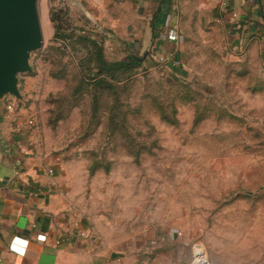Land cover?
<instances>
[{"label":"rangeland","instance_id":"374dc122","mask_svg":"<svg viewBox=\"0 0 264 264\" xmlns=\"http://www.w3.org/2000/svg\"><path fill=\"white\" fill-rule=\"evenodd\" d=\"M52 8L66 10L76 35L97 36L108 61L141 63L116 95L99 92L95 106L92 90L77 89L78 63L92 65L75 38L66 50L53 41ZM37 11L44 41L31 72L18 76L22 100L0 101L10 129L13 100L53 154L97 165L116 184L117 208L136 207L141 219L177 231L172 262L188 264L200 244L209 264H264V68L229 56L214 25L179 26L181 54L160 65L133 36L144 28L122 23L131 10H109L102 21L83 0H37Z\"/></svg>","mask_w":264,"mask_h":264},{"label":"crops","instance_id":"0c3cea01","mask_svg":"<svg viewBox=\"0 0 264 264\" xmlns=\"http://www.w3.org/2000/svg\"><path fill=\"white\" fill-rule=\"evenodd\" d=\"M83 3L102 21L109 10H131L130 17H120L122 23L131 21L134 30L141 25L143 33L133 36L152 46L156 56L172 50L171 29L206 24L221 28L229 56L252 58L264 68V0ZM114 31L121 36L126 29L116 26ZM8 121L0 103V139L6 144V154L0 157V264H178L167 255L176 230L141 219L136 207L117 208L116 184L109 185L101 174L89 175L83 161H63L52 153L55 148L40 140L42 133H20L10 129ZM79 232L86 236L80 238ZM25 244V253L17 254Z\"/></svg>","mask_w":264,"mask_h":264},{"label":"water","instance_id":"95a60500","mask_svg":"<svg viewBox=\"0 0 264 264\" xmlns=\"http://www.w3.org/2000/svg\"><path fill=\"white\" fill-rule=\"evenodd\" d=\"M43 41L37 0H0V101L22 100L18 76L31 72L30 55ZM5 154L6 144L0 139V157Z\"/></svg>","mask_w":264,"mask_h":264},{"label":"trees","instance_id":"16d2710c","mask_svg":"<svg viewBox=\"0 0 264 264\" xmlns=\"http://www.w3.org/2000/svg\"><path fill=\"white\" fill-rule=\"evenodd\" d=\"M160 9H157L153 14V20L156 19ZM67 12L65 9H50L49 19L53 28V41L61 43L65 50L72 44V39L75 38L77 42L83 44L86 49V62L92 65V68L85 70L82 64L83 60L78 63L79 70V86L82 88H89L94 92L93 105H97V95L99 92L116 95V89L119 84L126 81L130 74L141 66V63L134 57L126 61H108L105 57L103 42L97 39V36L90 33L83 35H76L68 20L65 18ZM154 30V28H153ZM157 37L153 34V39ZM50 124H54L52 121ZM138 157V154L136 155ZM89 175H94L99 170L97 165H87Z\"/></svg>","mask_w":264,"mask_h":264},{"label":"built area","instance_id":"2783aa9c","mask_svg":"<svg viewBox=\"0 0 264 264\" xmlns=\"http://www.w3.org/2000/svg\"><path fill=\"white\" fill-rule=\"evenodd\" d=\"M233 17H236V15L233 14ZM168 37H169V40L173 44L172 50L156 56V61L160 65H164V64H167L168 62L175 61L177 55L180 53L181 38H180L179 31L176 28L171 29L168 32ZM5 110L7 113L11 115L13 122H14L15 129L18 132L20 133L25 132L28 130V128L34 125V120L32 119H28L26 121H22L19 119L15 111V103L13 102V100L7 101L5 105ZM47 173L49 175H52L53 170L48 169ZM78 236L80 238H84L86 234L84 232H79ZM14 246L15 245L12 244L11 249L15 250ZM25 250H26V244L24 245V247L17 249V254L23 255L25 253ZM191 264H209L206 252L200 244H195L193 246V257L191 260Z\"/></svg>","mask_w":264,"mask_h":264}]
</instances>
